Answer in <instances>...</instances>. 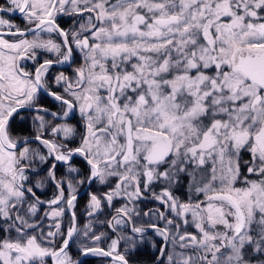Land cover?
<instances>
[{
    "label": "snow or ice",
    "instance_id": "obj_1",
    "mask_svg": "<svg viewBox=\"0 0 264 264\" xmlns=\"http://www.w3.org/2000/svg\"><path fill=\"white\" fill-rule=\"evenodd\" d=\"M145 248L264 264V0H0V264Z\"/></svg>",
    "mask_w": 264,
    "mask_h": 264
},
{
    "label": "trees",
    "instance_id": "obj_2",
    "mask_svg": "<svg viewBox=\"0 0 264 264\" xmlns=\"http://www.w3.org/2000/svg\"><path fill=\"white\" fill-rule=\"evenodd\" d=\"M84 202H85V200L84 199H81L79 211H82L83 210ZM151 256H152V253H150L148 255H144V254H139L138 253L136 255V257H135V261H136V263L151 262ZM88 264H99V261H89Z\"/></svg>",
    "mask_w": 264,
    "mask_h": 264
},
{
    "label": "flooded vegetation",
    "instance_id": "obj_3",
    "mask_svg": "<svg viewBox=\"0 0 264 264\" xmlns=\"http://www.w3.org/2000/svg\"><path fill=\"white\" fill-rule=\"evenodd\" d=\"M67 23H71V21H68ZM64 26H67V24H65ZM150 250L145 248V249H142L139 254H144V255H148L150 254ZM136 264H151V262H145V263H136Z\"/></svg>",
    "mask_w": 264,
    "mask_h": 264
}]
</instances>
